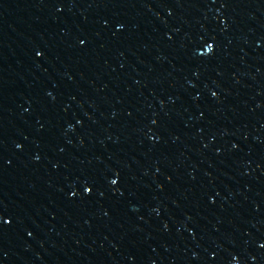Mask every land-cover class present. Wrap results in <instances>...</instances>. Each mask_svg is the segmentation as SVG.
Listing matches in <instances>:
<instances>
[{
    "label": "water",
    "instance_id": "1",
    "mask_svg": "<svg viewBox=\"0 0 264 264\" xmlns=\"http://www.w3.org/2000/svg\"><path fill=\"white\" fill-rule=\"evenodd\" d=\"M0 264H264V0H0Z\"/></svg>",
    "mask_w": 264,
    "mask_h": 264
}]
</instances>
